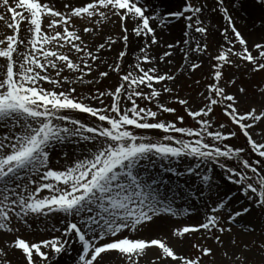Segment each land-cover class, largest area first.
<instances>
[{
	"label": "snow or ice",
	"instance_id": "snow-or-ice-1",
	"mask_svg": "<svg viewBox=\"0 0 264 264\" xmlns=\"http://www.w3.org/2000/svg\"><path fill=\"white\" fill-rule=\"evenodd\" d=\"M69 262L264 264V0H0V264Z\"/></svg>",
	"mask_w": 264,
	"mask_h": 264
},
{
	"label": "rangeland",
	"instance_id": "rangeland-1",
	"mask_svg": "<svg viewBox=\"0 0 264 264\" xmlns=\"http://www.w3.org/2000/svg\"><path fill=\"white\" fill-rule=\"evenodd\" d=\"M238 77L240 78H245L246 77V73H237ZM201 78V74L198 72L192 79H200ZM254 80H259L260 77H255L253 78ZM205 82L202 80V84H201V88L200 89H195V86L192 83V80H188L187 78H185V80L183 81V85H184V89L183 91H181V96L183 95H187L189 92H192V94H195V91H199L203 89V84ZM245 83H249V81L247 79H245ZM249 86L251 87V84H249ZM193 89H195V91H193ZM176 107L179 109V105H176ZM182 111V109H181ZM191 122V121H190ZM194 123V122H193ZM235 143H243V140L241 139L240 141H235ZM217 171H219L217 169ZM181 219H190V217H182ZM69 264H71V262H69Z\"/></svg>",
	"mask_w": 264,
	"mask_h": 264
}]
</instances>
